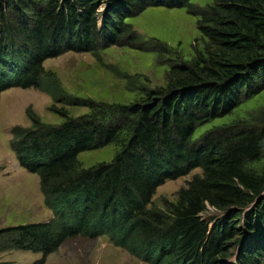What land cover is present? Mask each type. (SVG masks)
Masks as SVG:
<instances>
[{"label": "trees", "instance_id": "trees-1", "mask_svg": "<svg viewBox=\"0 0 264 264\" xmlns=\"http://www.w3.org/2000/svg\"><path fill=\"white\" fill-rule=\"evenodd\" d=\"M190 4L0 0V97L34 88L90 111L60 109L59 125L29 112L33 126L11 130L52 216L0 229V252L41 254L33 264H45L70 239L107 237L148 264H264V99L248 110L264 96V0H214L200 14L206 46L198 56L171 64L165 88L130 104L75 100L44 65L66 52L99 56L126 37L138 43L132 16ZM110 145L111 161L81 164L80 154ZM196 169L202 174L174 199L155 203L159 186ZM209 211L225 215L212 222L203 218Z\"/></svg>", "mask_w": 264, "mask_h": 264}, {"label": "rangeland", "instance_id": "rangeland-1", "mask_svg": "<svg viewBox=\"0 0 264 264\" xmlns=\"http://www.w3.org/2000/svg\"><path fill=\"white\" fill-rule=\"evenodd\" d=\"M214 0H191L189 7H151L132 16L127 24L135 29L140 39L132 43L128 37L121 44L101 50L99 56L84 52H66L45 62L60 79L62 86L75 100L96 103L130 104L147 89L165 88L171 64H185L206 46V36L200 28V14ZM79 98V99H77ZM254 99L248 110L261 104ZM87 102V101H85ZM68 115L79 117L88 114V108L75 102L54 101L39 89L10 88L0 97V229L31 222H45L52 211L44 201L40 178L23 168L12 149V129L29 128L34 120L32 112L41 123L59 125ZM237 116L220 120L233 122ZM115 145L90 150L80 154L84 167L111 161ZM201 169L186 176L167 180L159 186L153 199L162 205L164 199H174ZM210 212V211H209ZM207 217L212 222L224 217V213L211 211ZM42 257L27 251L0 252V262L33 264ZM45 264H148L127 250L115 246L107 237L70 239L57 252L51 254Z\"/></svg>", "mask_w": 264, "mask_h": 264}, {"label": "clouds", "instance_id": "clouds-1", "mask_svg": "<svg viewBox=\"0 0 264 264\" xmlns=\"http://www.w3.org/2000/svg\"><path fill=\"white\" fill-rule=\"evenodd\" d=\"M101 25H102V23L100 22V26H101ZM205 215H206V214H205ZM203 218H204V219H206V218H207V215H206V216H204ZM207 220H208V219H207Z\"/></svg>", "mask_w": 264, "mask_h": 264}]
</instances>
